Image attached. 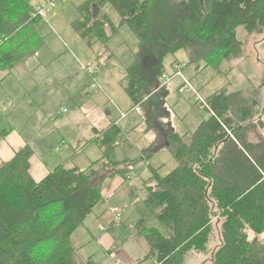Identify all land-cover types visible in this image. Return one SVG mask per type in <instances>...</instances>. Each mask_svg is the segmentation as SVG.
Returning <instances> with one entry per match:
<instances>
[{
  "label": "trees",
  "instance_id": "obj_1",
  "mask_svg": "<svg viewBox=\"0 0 264 264\" xmlns=\"http://www.w3.org/2000/svg\"><path fill=\"white\" fill-rule=\"evenodd\" d=\"M31 1L0 0V72L5 76L43 44ZM106 5L118 14L119 27L101 13ZM78 12L74 32L108 56L107 41L120 26L137 38L121 83L133 107L159 85L167 55L184 51L189 64L219 68L243 56L239 28L249 36L264 33V0H86ZM251 91L215 92L205 99L208 110L200 106L212 116L193 133L168 138L177 166L164 177L152 171L146 187L144 203L164 230L148 229V259L184 264L190 255L205 256L217 231L220 245L208 264H264V239H259L264 235V123ZM119 136L113 125L93 138L102 157L85 170L58 166L36 182L29 145L0 167V264H95L80 261L71 236L85 228L102 201L103 180L130 174L133 160L116 157Z\"/></svg>",
  "mask_w": 264,
  "mask_h": 264
},
{
  "label": "rangeland",
  "instance_id": "obj_2",
  "mask_svg": "<svg viewBox=\"0 0 264 264\" xmlns=\"http://www.w3.org/2000/svg\"><path fill=\"white\" fill-rule=\"evenodd\" d=\"M85 1L58 0L45 19L34 15V19H40L35 29L43 44L15 64L9 77L0 86V141L12 145L24 138L28 143L26 145L32 146L33 150L41 142L50 158L63 159L61 166L68 165L64 167L80 170L88 169L91 163L102 157L97 144L90 141L97 133L109 128V111L113 116V123L118 125L125 136L144 137L143 143L148 141V126L145 121L151 122L150 117L154 113L147 110L145 117L144 108L132 111L133 103L120 86L138 49V41L133 32L127 26H120L118 33L107 41L109 56L104 54L99 44L88 46L74 32L73 23L79 16V7ZM31 2L35 6L42 3L41 0ZM101 13H105L112 24L119 27V16L112 7L104 6ZM236 37L244 42L241 58L225 60L219 68H203V62L189 64L185 52L179 51L164 58V73L172 74L174 60L185 62L188 68L183 75L203 100L223 88L229 93L252 90L259 102L260 118L264 120V33L249 36L239 28ZM89 68L94 69L96 74L91 75ZM5 75L6 72H0V79ZM181 85L180 78L172 77L168 84L157 85L148 93L143 103L157 109L160 99L163 101L165 96L164 103L174 114L173 124L177 133H193L201 121L207 119L208 113L200 104L196 105L191 96L178 94ZM8 88L16 92V99L14 97L11 100L5 95ZM115 94L117 99L123 101L117 107L114 106ZM149 108L146 104V109ZM128 111L131 112L129 122L126 123L124 119L127 115L122 113ZM101 114L106 118L101 120ZM167 114L169 117L171 113L168 111ZM163 116L167 118L165 113ZM167 119L170 121V118ZM257 121L258 116L255 118L256 123ZM11 122L15 124L14 127ZM4 130L6 133L3 136ZM261 131L262 129L260 133ZM70 143L74 144L75 153L71 150ZM122 145L123 143L115 148L116 157L118 161L125 158L133 160L128 164L130 174L126 175L131 180L125 184L119 176L103 180L102 201L87 219L88 229H77L71 236V243L74 249H79V259L84 263L91 258L95 264H157L153 259L147 258V229L157 228L161 234L164 230L144 203L146 187L152 176V169H158L159 175L164 177L174 170L176 164L168 148L157 155L141 159L137 150L146 149L142 142H139L138 149L132 145L123 150ZM69 152H72L71 158L66 157ZM98 155L100 156L97 157ZM109 194L115 197L105 203ZM115 206L122 209V218L118 223L113 221L111 212L109 213V209ZM100 228H103L102 231ZM115 229V235L119 231V236L117 245H114L115 251H111L109 257L111 236H114ZM214 232L211 251L205 256L195 255L199 258L185 264H208L211 261L213 252L220 245L218 232ZM259 239L263 240L264 235H259ZM116 250H119L120 257H116ZM112 258L114 261L111 263Z\"/></svg>",
  "mask_w": 264,
  "mask_h": 264
},
{
  "label": "crops",
  "instance_id": "obj_3",
  "mask_svg": "<svg viewBox=\"0 0 264 264\" xmlns=\"http://www.w3.org/2000/svg\"><path fill=\"white\" fill-rule=\"evenodd\" d=\"M42 3H37V4H43L46 2V0H41ZM95 14L97 15L98 12L95 11ZM174 63H180V64H186L185 62H180L178 60H174L173 61ZM172 63V64H174ZM188 68V65L186 64V67L183 69V72L185 71V69ZM10 75V74H9ZM9 77V76H4L0 79V86L3 85V82L5 81V79ZM121 84V82H120ZM121 86V85H120ZM122 88V87H121ZM165 91V89L163 90V92ZM5 95L11 99V100H14V97L16 99V92L10 88L7 89V92L5 93ZM164 97V100L162 101L160 99L159 101V106L157 109H153V105H149L148 103H142L141 105L137 106V107H133L132 108V111H137L141 108H144V113H145V117H146V114H147V110H151L152 112H154L150 119H151V122L149 121H145V124L148 126L147 130H146V133H148V141H146L145 143L144 142V137L143 138H138L136 135L135 137L134 136H130L128 138V136H125V134L122 133L121 129L118 128V125H116V123L114 124L113 123V116L111 114V112L109 111V119H108V122H109V128L113 125L117 126V128L120 130V136H119V140L117 142V145L116 147H119L121 145V143L125 142L126 144H129L130 146H134L136 149L139 142H142V146L145 147L146 146V149H142V150H137L138 154H140L141 156V159H144V158H147L148 155H157L161 150H163L164 148H167L168 147V138L170 137V135L172 134H177L179 136H182L184 134H178L177 131H176V127L174 126L173 124V118H174V114L173 112H171V110H169L167 107H166V104L164 103L165 101V96ZM114 101L116 103H114V106L117 107L118 104H121L123 103V101L117 99L116 97V94L114 95ZM15 102V101H14ZM146 104L148 106H150L149 109H146ZM197 105V104H196ZM170 112V116L168 117V114L167 112ZM131 111H128L127 113H122L125 114L124 116L125 119L124 121H126V123L129 122V114H130ZM3 113V112H1ZM163 113L166 114L167 118H170V121H168L167 118H164L163 116ZM150 114V113H149ZM2 116V114H0ZM121 115V116H122ZM5 118V117H4ZM103 118H106L104 117L102 114L100 115V119L102 120ZM149 118V117H148ZM209 118V113H208V116H207V119ZM207 119H204L202 121H205ZM201 121V122H202ZM262 122L264 123V120L262 119ZM131 124H133V121L130 122ZM11 125L12 127L15 126V124L13 122H11ZM120 125L121 127L123 126L122 125V122H120ZM1 126H4V125H1ZM264 126V125H263ZM4 128V127H3ZM149 130H152V131H149ZM149 132H153V133H149ZM6 133V130L3 131V136L5 135ZM186 133H190V132H186ZM100 133H97V136H99ZM263 137H264V127L262 128V131L260 133ZM95 136V137H97ZM123 136V138H122ZM94 137V138H95ZM82 139L84 140L85 138L82 137ZM93 139V138H92ZM4 140L7 141V139L5 138ZM4 141H0V167L6 163L7 161H9L16 152H18L19 150H21L26 144V139H21L20 142H15L14 144H8L6 145L5 143H3ZM133 143V144H131ZM73 145V146H72ZM71 150L75 153V148H74V144L73 143H70L69 144ZM32 148V146H31ZM36 149V150H35ZM33 150L32 148V151H33V155L31 157V160H30V174H31V177L34 181L38 182L40 180H42L48 173H50L52 170H54L56 167L58 166H61L60 164L63 163V159H54V158H50L49 154H48V151L45 150L44 146H43V143L40 142L39 144V147L35 148ZM71 153L72 152H69L66 157L68 158H71ZM101 154V153H100ZM100 155H98L97 157H99ZM139 156V157H140ZM127 159V158H126ZM130 160V159H128ZM132 160V159H131ZM176 164V163H175ZM63 166V165H62ZM65 166V165H64ZM68 167V165H66ZM65 166V167H66ZM177 166V164H176ZM149 167V166H148ZM72 168V167H70ZM176 168V167H175ZM174 168V169H175ZM152 171H155L158 175V169L156 170H153ZM160 176V175H159ZM161 177V176H160ZM126 178V177H125ZM125 178H121L123 183H127V181L131 180V177L129 180H126ZM153 178L152 176L148 179V182H147V185H149V182L151 181L150 179ZM154 180V179H153ZM152 180V181H153ZM155 181V180H154ZM150 185H152L150 183ZM154 185V184H153ZM117 192H120V190H118ZM147 193V192H146ZM115 197V195H110L109 194V199H105V203L106 202H109L111 199H113ZM119 202H122V201H119ZM127 204V202H126ZM122 210V209H121ZM110 213V212H109ZM91 216V215H90ZM89 216V217H90ZM88 217V218H89ZM87 218V219H88ZM122 218V217H121ZM86 219V221H87ZM96 219V218H95ZM86 221H85V229L87 230L88 227L86 225ZM141 223L142 221L140 222L139 226H141ZM111 229V228H110ZM109 229V231H110ZM157 229V228H155ZM148 230V229H147ZM115 232H116V229L113 231V235L115 236H111V241L112 242L109 246V257H110V252L111 251H115V246L114 245H117V236H119V231L117 233V235H115ZM215 233V232H214ZM110 240V239H109ZM149 248V247H148ZM114 249V250H113ZM79 251V249H77ZM115 255L116 257H120V252L119 250L115 252ZM122 256V255H121ZM198 259L199 257L195 256V255H190L189 257H187V259L185 260V263L188 261V262H193L194 259ZM88 259H91V258H88ZM154 260V259H153ZM92 261V259H91ZM111 263L114 261V258H112L111 260ZM155 261V260H154ZM93 262V261H92ZM156 262V261H155ZM95 263V262H94ZM184 263V264H185ZM113 264V263H112ZM158 264V263H157Z\"/></svg>",
  "mask_w": 264,
  "mask_h": 264
},
{
  "label": "built area",
  "instance_id": "obj_4",
  "mask_svg": "<svg viewBox=\"0 0 264 264\" xmlns=\"http://www.w3.org/2000/svg\"><path fill=\"white\" fill-rule=\"evenodd\" d=\"M58 0H46L45 3L40 4L35 7L34 15L39 16L42 19H45L46 15L50 13L51 8L55 6V3ZM186 67V64H180V63H175L172 65V74L167 75L166 73H162L161 76L159 77V85H166L168 84L173 78H180L182 80V85L178 88V94L179 95H189L191 96L196 104H200V106L207 107L205 100H203L200 96L199 93L193 88L191 83L184 77L183 75V69ZM89 73L91 75H95L96 71L94 69L89 68L88 69ZM190 99V100H192ZM208 110V107H207ZM209 115L212 116V112L209 111ZM264 177V176H263ZM126 180L130 179V176H127L125 178ZM109 212H111V216L113 218V221L116 223L121 221L122 217V210L115 206L112 209H109ZM103 228H100L102 231Z\"/></svg>",
  "mask_w": 264,
  "mask_h": 264
}]
</instances>
